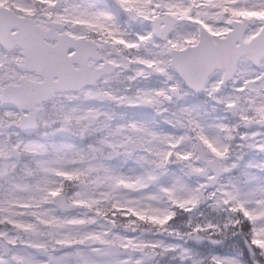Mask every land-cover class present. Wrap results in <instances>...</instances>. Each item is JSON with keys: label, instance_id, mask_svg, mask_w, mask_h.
Instances as JSON below:
<instances>
[{"label": "snow or ice", "instance_id": "1", "mask_svg": "<svg viewBox=\"0 0 264 264\" xmlns=\"http://www.w3.org/2000/svg\"><path fill=\"white\" fill-rule=\"evenodd\" d=\"M0 264H264V0H0Z\"/></svg>", "mask_w": 264, "mask_h": 264}]
</instances>
